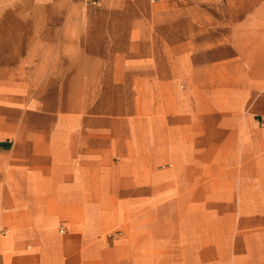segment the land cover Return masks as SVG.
Returning a JSON list of instances; mask_svg holds the SVG:
<instances>
[{
	"label": "crops",
	"instance_id": "crops-1",
	"mask_svg": "<svg viewBox=\"0 0 264 264\" xmlns=\"http://www.w3.org/2000/svg\"><path fill=\"white\" fill-rule=\"evenodd\" d=\"M238 25L234 58L194 65L185 43L173 45L169 73L151 53L112 68L116 81L140 72L142 88L157 90V103L179 98L174 117L147 113L156 123L136 151L170 153L176 168L191 170L169 184L151 180V155L119 162L124 170L141 168L140 178L127 184L117 177L115 116L105 130L93 122L77 131L69 123L0 132V264H264V189L244 172L256 165L246 161L251 153L262 151L264 112L249 106L264 89V18ZM196 89L205 96L197 98ZM90 115L103 114L68 112L61 120ZM165 137H174L173 147ZM123 184L141 185V192H124Z\"/></svg>",
	"mask_w": 264,
	"mask_h": 264
},
{
	"label": "rangeland",
	"instance_id": "rangeland-1",
	"mask_svg": "<svg viewBox=\"0 0 264 264\" xmlns=\"http://www.w3.org/2000/svg\"><path fill=\"white\" fill-rule=\"evenodd\" d=\"M255 17L264 18V0H0V132L63 130L69 123L77 131L93 122L105 130L116 117L119 151L111 156L118 162V178H127V184L131 177L140 178L141 168L124 170L119 162L141 161L143 155L157 157L155 168L149 170L154 182L166 185L176 176L189 175L190 169L175 167L170 153L136 152L142 151L147 125L156 123L145 120L147 113L174 117L179 98L157 103L152 99L157 90L142 88L140 72L129 71L116 81L112 68L120 59L151 53L152 62L169 73L173 45L185 43L194 65L234 58L238 24ZM44 58L49 62L41 65ZM185 89L181 81L178 90ZM256 91L249 107L255 111L258 105L264 112V89ZM195 94L198 98L206 93L196 89ZM217 94V102H222V91ZM68 112L103 115L96 120L92 115L61 120ZM211 114L216 128L221 114ZM260 127L262 151L251 153L246 161L256 165L244 172L246 177L258 176L264 189V120ZM165 139L172 142L168 148L173 147L174 137ZM140 189L141 185H129L123 190ZM249 219L245 217V230L253 228ZM262 219L258 225L264 229Z\"/></svg>",
	"mask_w": 264,
	"mask_h": 264
}]
</instances>
